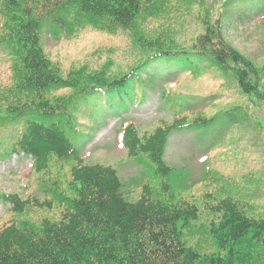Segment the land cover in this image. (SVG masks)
I'll return each instance as SVG.
<instances>
[{
    "label": "trees",
    "instance_id": "obj_1",
    "mask_svg": "<svg viewBox=\"0 0 264 264\" xmlns=\"http://www.w3.org/2000/svg\"><path fill=\"white\" fill-rule=\"evenodd\" d=\"M251 6L260 0H235ZM206 0H0V45L8 51L11 82L0 86V132L16 126L15 138L0 143V155L22 153L32 160V172L43 178L51 164H70V179L61 189L43 188L45 201L1 194L12 207L11 218L0 225V264H261L252 257L253 244L264 250V219L246 215L248 202L231 198L212 206L209 235L220 248L203 254L186 245L179 226L198 217L195 206L168 204L144 186L136 202H128L115 169L84 164L69 135L78 132L75 111L105 98L119 97L120 110L132 100L143 99L144 82L167 81L177 72L201 76L208 68L231 78L245 102L264 105V64L243 55L226 38L222 14L212 20L207 9L198 12L201 32L179 39L185 27L181 16L195 3ZM229 0L228 3H231ZM168 21V22H167ZM68 36L90 27L98 32L129 37L135 58L124 71L113 73L108 59L93 70L87 65L64 72L45 52V27ZM173 86L161 88V98L171 103ZM109 108V107H108ZM112 108V107H111ZM228 113L226 110L223 114ZM227 117V116H225ZM219 119L200 113L199 126ZM229 119V118H228ZM230 120V119H229ZM185 118L160 126L139 137L132 124L119 133L128 156L156 165V172L171 169L163 158L170 135L189 130ZM27 174V175H28ZM34 180V179H33ZM45 215L31 218L30 213Z\"/></svg>",
    "mask_w": 264,
    "mask_h": 264
},
{
    "label": "rangeland",
    "instance_id": "obj_2",
    "mask_svg": "<svg viewBox=\"0 0 264 264\" xmlns=\"http://www.w3.org/2000/svg\"><path fill=\"white\" fill-rule=\"evenodd\" d=\"M228 1L206 0L203 7L195 3L189 12L183 11L185 27L178 38H191L201 32L197 16L199 10L206 8L212 20L222 14L223 31L229 42L247 58L263 65L264 0L251 6ZM1 22L0 15V26ZM42 43L50 60L64 72L81 65L98 70L110 59L114 62L113 73H118V68L128 70L136 54L127 35L111 36L90 27L68 36L48 26L42 32ZM8 57L7 49L0 45L1 87L11 82ZM169 82L175 97L171 103L161 98V88ZM144 83L143 99L137 98L139 88L135 84L132 100L122 110L117 104L119 97L111 98V106L101 97L96 103L78 108L74 115L79 129L69 135V140L80 150L84 164H100L116 170L128 202H136L147 185L152 188L153 196L163 202L195 206L197 219L186 227L178 224L181 239L200 253L218 254L220 248L209 235L208 225L211 208L217 202L228 198L248 202L246 215L264 219V105L255 107L249 102L244 104L246 112H234L236 103L245 99L231 78L213 68L197 77L177 72L165 82L155 79L151 84ZM226 110L228 113L221 115ZM200 113L208 117L218 115L219 119L207 127L199 126L193 119ZM176 118H185L184 125L192 128L170 135L163 158L171 169L169 173L160 174L155 164L128 156L119 137L126 125L132 124L137 135L144 137ZM17 130L13 126L0 132V143L15 138ZM71 167L53 163L47 174L38 178L33 172L28 174L32 169L30 157L22 153L0 155V225L12 215L9 212L12 205L1 194H16L22 200L35 196L45 201L49 195L42 189L63 188L70 179ZM43 215V211L30 213L32 219ZM263 254V247L254 243L251 256Z\"/></svg>",
    "mask_w": 264,
    "mask_h": 264
}]
</instances>
